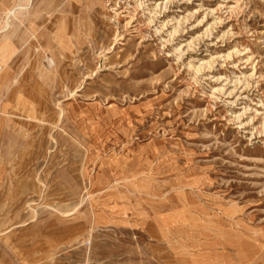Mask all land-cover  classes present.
<instances>
[{
	"label": "rangeland",
	"instance_id": "rangeland-1",
	"mask_svg": "<svg viewBox=\"0 0 264 264\" xmlns=\"http://www.w3.org/2000/svg\"><path fill=\"white\" fill-rule=\"evenodd\" d=\"M0 264H264V0H0Z\"/></svg>",
	"mask_w": 264,
	"mask_h": 264
},
{
	"label": "bare ground",
	"instance_id": "bare-ground-1",
	"mask_svg": "<svg viewBox=\"0 0 264 264\" xmlns=\"http://www.w3.org/2000/svg\"><path fill=\"white\" fill-rule=\"evenodd\" d=\"M9 12H10V11H9ZM12 12H13V11H12ZM12 12H11V13H12ZM11 13H10V14H11ZM10 14H8V15H10ZM4 31H5V30H4Z\"/></svg>",
	"mask_w": 264,
	"mask_h": 264
}]
</instances>
